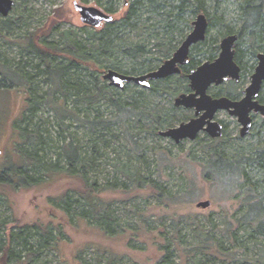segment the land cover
<instances>
[{
  "label": "rangeland",
  "instance_id": "obj_1",
  "mask_svg": "<svg viewBox=\"0 0 264 264\" xmlns=\"http://www.w3.org/2000/svg\"><path fill=\"white\" fill-rule=\"evenodd\" d=\"M76 1L105 11L109 6L108 0L101 3L98 0H16L7 16L0 14V176L4 175L0 179V222L4 233L23 228L27 233H34L37 228L55 226L58 239L33 264H83V261L90 264H157L163 254L157 240L163 239L171 241L174 264H264V234L254 228L255 223L247 221L237 228V244L240 247L235 254L195 253L193 248L199 242L200 232L208 231L213 237L221 239L225 223L241 218L245 193L249 192L253 200L264 202V197H261L264 194V166L248 159L257 155L256 147L260 149L264 145V130L259 134L256 128L253 133L242 137L237 117L227 110H219L216 117L226 124L222 137L213 138L207 131H201L197 138H186L177 143L171 137L162 136L160 131L188 122L195 115L194 108L175 104L179 94L191 90L189 78L180 74L172 75L168 80H154L150 88L134 82L126 83L124 88L113 86L116 98L120 97L124 102L138 99L134 109L127 113L112 105L107 97L100 101L98 107L85 111V104L79 107L73 97L64 98L56 94L58 105L55 106L67 111L63 116L58 115L56 107L46 101L54 94L55 86L47 79L46 72L36 73L33 63L40 62V59L28 51L30 38L33 36L36 46L44 48L46 44L61 42L65 38L63 32H66L90 48L100 39L91 33L105 29L108 23L103 22L98 27L83 23L74 6ZM132 1H113L115 11L111 14L115 23L125 19ZM242 1L220 0L217 10L214 0H206L207 15L221 14L223 22L211 26L206 39L192 47L190 56L197 60V66L210 56L219 55L218 47L227 28L241 29L245 22L240 5ZM258 1L255 0V3ZM158 12L145 11L141 19L138 17L137 21H133L136 24L134 27L120 29L123 31L114 37L112 43L108 34L107 38L104 36L108 40L102 41L109 49L105 47L107 51L104 49L105 53L101 54L99 61L105 66V72L114 69L122 73L143 74L157 69L174 54L192 31L197 14H186L182 28L172 34L156 28L157 22L165 18L162 11ZM4 20L9 21L10 29L3 28L1 23ZM252 37L242 35L238 48L241 62L249 72H245L236 84L230 81L229 84L212 85L209 88L211 95H242L250 82L251 65L256 64L252 47L257 44ZM260 39L264 44V34ZM137 43L145 44L148 53L136 59L127 57L124 47ZM58 62L56 60L52 65ZM67 63L63 61V64ZM47 65L42 62V70ZM7 66L18 71L19 79H15V73L7 70ZM23 69L29 75H35L31 78L22 76ZM2 73L9 78L11 85L4 81ZM82 75L84 80L89 78L85 71ZM234 84L237 88L230 91ZM34 107L37 109L32 114ZM73 112H76L75 117L69 115ZM85 114L91 117V121L97 120L100 115L106 123L101 125L93 121L97 131L90 130L83 123ZM31 120L40 123V128L49 130L51 138L46 152L52 159H58V146L63 144L60 138L62 132L67 140L74 138L84 152L88 151L86 155L95 159L88 177L90 184L95 181L100 189L109 186L102 192L98 190L95 196L110 204L114 218L113 222L110 220L111 227L117 228L114 234L101 231L90 222L89 217H71L57 207V202L67 191L74 190L75 194L79 193L78 190L84 191V182L78 176L43 173L42 181L32 186L15 188L7 184V167L17 161L20 148L28 146L24 144L21 128H34ZM260 124L264 121L259 119L257 125ZM94 139L97 140L96 147L92 142ZM221 150H225L235 164L241 161V168L246 173L241 180L236 176L212 177L217 175L208 170L209 161L212 154ZM62 166L65 167L64 160L60 162ZM134 180L140 181V188L126 191L123 183L134 188ZM152 180L172 193H185L184 198L172 200L168 205L162 204L159 199L161 191L159 187L151 186ZM190 190L194 193L191 197ZM206 199L211 200L209 207L197 206L200 200ZM258 209L256 203L252 204L248 215L258 212ZM260 221L263 223L264 218ZM175 227L180 231L181 242ZM137 228L139 232H136ZM223 241L229 248L231 242L228 239Z\"/></svg>",
  "mask_w": 264,
  "mask_h": 264
},
{
  "label": "trees",
  "instance_id": "obj_2",
  "mask_svg": "<svg viewBox=\"0 0 264 264\" xmlns=\"http://www.w3.org/2000/svg\"><path fill=\"white\" fill-rule=\"evenodd\" d=\"M101 1L102 0H98L99 3H101ZM113 1L114 0H108L109 6L106 7V10L110 13L115 11ZM214 2L216 4V9L218 10V8H220V0H214ZM240 5L245 22L237 32L240 33L241 40L242 35L254 37L257 46H253L252 50L255 52L256 49L264 46V44H261L262 41H260V38H262L264 34V0H259L256 3L255 0H244ZM205 6L206 0H133L126 12L125 19L121 23H115L114 20H112L107 23L105 29L95 30L91 33L92 36L100 37V39H98V41L90 48L84 45L83 42L76 37L68 36L66 32H63L65 38L61 42L50 43L52 45L46 44L44 48L36 46L32 36L27 47L28 51L37 57L39 56L40 59V62L36 64L33 63V67L37 68L36 73L46 72L48 75L47 79L52 81L55 86L54 94L50 96V98H46V101H48L50 106L53 104L52 107H56V111L60 116H63L65 114L64 112L67 111H63L64 109L61 107L55 106V104H57L56 99H58L56 94H61L64 98L73 97L76 103H79L77 104L78 106L85 104V111H88L89 108L92 109L96 106L98 107L100 101L106 97L109 99V102L112 105H115L120 111L123 110L127 113L129 110H133L135 102H137L138 99L134 102H124L122 101V98H116L112 92L113 86L110 83L108 84L103 76L104 74H102L105 73V66L100 63L99 59L101 54L105 53L107 48L109 49V46L104 43L108 40L106 39L107 36L109 35L108 38L110 39V43H112L115 39L114 37L118 36L120 32L123 31L120 29L129 26L134 27L136 25L134 20L137 21L138 17L141 19V17H143L142 14L145 11L150 13L152 11H159V14L163 12L165 18L157 22L158 26L156 28H162L166 33L173 34V32L182 28V24L186 20V14L206 13L207 10ZM207 16L209 18L210 27L223 22V20H221V14ZM148 19H150V16ZM1 24L3 28L10 29L9 21L4 20ZM121 25H123V27H121ZM221 27H224V24H221ZM234 32H236V30L232 28H227L225 31L226 34ZM105 35L106 38H104ZM148 51V47L143 43L134 44L129 46V48L126 46L123 49L124 54L131 59H136L141 55L144 56ZM237 54L238 60H241L242 56L239 50L237 51ZM209 59H214V56H210ZM56 60L60 63L58 62L57 65H52ZM63 61H67L68 63L63 64ZM42 62L48 64L45 70H42L41 68ZM196 67L197 60L191 56L190 61L183 67L180 75L187 77L191 70ZM7 70L15 73L14 76L16 80L19 79L20 76L17 77V70L12 69L10 66H7ZM83 71L89 76V80L83 79ZM33 75L35 74L29 75L27 71H24L22 76L31 78ZM3 76L6 79L4 81L11 85L12 82H10L9 78L4 74ZM168 78L169 77L164 79L168 80ZM20 85L23 84L20 83ZM35 107L31 110L32 114H34L37 109ZM76 110L79 112L81 111L79 108H76ZM69 115L75 117L76 112L70 113ZM83 118L85 120V122H83L85 127H88V129L90 128V130L92 129L93 131H97L95 126L96 123L101 125L106 123L100 115L96 118L97 120H93L96 121L95 124L92 123L93 121L90 120L91 117L88 114H85ZM31 122L34 124V128L29 129L27 126L21 128V134L25 139L24 144L28 146L20 148L18 159L17 161H14L16 163L11 161L12 165L7 167V184L15 188L32 186L42 181L41 176L43 173L45 175V173L51 174L56 172L57 174L69 175L71 177L78 176L84 182V191L78 190L79 193L76 192V194L74 193V190L67 191L62 196V199L57 202V207L71 217L75 216L76 218L79 217L83 219L89 217L92 220L90 222L101 231L106 234H114L113 232H115L117 228L111 227L114 218L111 215L110 204L106 200L95 196L98 190L102 192L108 189L109 186H103V188L100 189L97 182L94 181L90 184L91 180L88 177V173L90 172L91 166L95 163V159L88 157L86 155L88 151L84 152L74 138L67 140L68 138L63 132L60 134L63 144L58 146V159H52L46 152L51 138L49 130L42 127L40 128L41 125L38 122H33L32 120ZM93 138L94 137H92V139ZM92 142H94L95 147L98 145L96 139L92 140ZM95 147L93 149L97 152ZM248 159L257 164L259 162L256 156ZM61 160H64L65 167H60ZM240 164V160L235 164L232 157H230L225 150H221L216 151L211 155L208 170L217 175L212 176L213 178H223L224 176L227 178H235L236 176L241 180L246 173L243 171ZM3 177L4 175L0 176V179H3ZM134 181L136 182L134 188H130L128 183H123L126 191L137 190L140 188V181ZM151 186L153 188L159 187L161 191L159 199L162 204L165 203L168 205L172 200L184 198L183 195L185 193H172L169 189H165L164 186H159L158 182L155 180H152ZM192 195H194V193L190 190L189 197ZM251 196L252 195L249 192L243 195L245 201L243 207L244 213L240 219H237L236 221L230 219L225 223V227L221 233V239L213 237L208 231L199 233V242L193 247L195 253L204 251L219 256H227L228 253L232 252L235 254V251L239 250L240 247L237 244V228L238 226L241 227L244 221L252 224L255 223L254 228H257V231L264 234V222L262 223L260 221L264 218V202L262 200H253ZM261 197H264V194H262ZM255 203L259 207L258 212H255L250 216L248 215V210L252 204ZM86 205H89V207H86ZM78 208H80L79 211L74 212V210ZM110 220H112V222ZM235 222L238 224L237 226H235ZM175 228L178 234L177 237L179 236V241L181 242L180 231L178 230V227ZM137 231L138 228L136 229V232ZM0 232H3V234H0V264H33L38 262L46 248L51 246V244L55 243L58 239L55 226L53 225H48L41 229L37 228L34 233L31 231H28L27 233L26 228H23L19 231L10 230L5 234L3 224L0 222ZM223 239H228L229 242H231L229 248H226ZM157 245L163 254L156 263L174 264V250L171 247V241L167 239H165V241L164 239L162 241L157 240ZM83 264L90 263H88V261H83Z\"/></svg>",
  "mask_w": 264,
  "mask_h": 264
},
{
  "label": "water",
  "instance_id": "obj_3",
  "mask_svg": "<svg viewBox=\"0 0 264 264\" xmlns=\"http://www.w3.org/2000/svg\"><path fill=\"white\" fill-rule=\"evenodd\" d=\"M16 4V0H0V14L7 16ZM75 9L79 12L81 20L86 25L93 27L100 26L103 22H110L114 19L113 14L95 5H86L76 1ZM194 28L187 35L184 41L174 54L166 59L157 69L135 75L122 73L114 69H108L104 78L112 86L124 88L126 83L134 82L144 88H149L151 82L164 79L170 75L179 74L182 66L189 60L190 48L193 44L205 39L208 29V17L205 13H199L193 22ZM238 35L232 34L223 38L221 42L220 56L214 61H207L189 74L190 93H181L175 99V104L196 109V117L188 122H182L179 126L171 127L160 131L165 137H171L179 143L183 139H195L201 130L207 131L212 137L223 135V125L214 119L215 113L220 109H227L231 114L238 115L239 121L243 124L242 134L245 135L251 125V110L261 111L264 114V105L255 98L258 96L262 81L264 79V55L260 54V62L252 75L251 84L246 88V95L240 100H232L227 96L213 97L208 93L211 85L222 84L227 78H240V66L234 60L235 50L233 49ZM211 200H200L198 207L207 208Z\"/></svg>",
  "mask_w": 264,
  "mask_h": 264
},
{
  "label": "flooded vegetation",
  "instance_id": "obj_4",
  "mask_svg": "<svg viewBox=\"0 0 264 264\" xmlns=\"http://www.w3.org/2000/svg\"><path fill=\"white\" fill-rule=\"evenodd\" d=\"M201 13H204V12H201ZM199 14V13H198ZM197 14V15H198ZM206 14V13H205ZM207 15V14H206ZM197 17V16H196ZM208 17V16H207ZM196 19V18H195ZM194 22V21H193ZM193 28H194V25H193ZM209 28H210V24H209V18H208V29H207V33H206V37H207V34H208V30H209ZM193 30V29H192ZM191 32V31H190ZM232 34H237L238 35V38H237V40L235 41V44H234V47H233V49L235 50V53H234V60L237 62V64L240 66V78L239 79H234V78H227V80H225L224 82H228V84H229V82L230 81H234L235 82V84L237 83L236 81H240V80H242V78H243V76H244V73L245 72H249L248 71V69L246 70V67H245V65L241 62V60H238V54H237V51L239 50L238 48H239V42L241 41V39H240V33H238L237 31L236 32H234V33H229V34H226L224 37H226V36H228V35H232ZM187 37V36H186ZM185 37V38H186ZM206 37H205V39H206ZM223 37V38H224ZM223 38H222V40H223ZM205 39H203V40H201V41H199L198 43H195V44H193L192 46H191V48H190V52H191V49H192V47L194 46V45H197V44H199V43H201V42H203ZM222 40H221V42H222ZM184 41V40H183ZM182 41V42H183ZM219 48H220V52H221V43H220V45H219ZM258 48V47H257ZM178 49V48H177ZM253 54L254 55H256V57H255V60H256V64H254V65H251V67L253 66V68H252V70H251V74H250V82H249V84L244 88V90H243V93H242V95L241 96H239V97H236V96H228V95H221V96H218V95H212L213 97H222V96H227V97H229L230 99H232V100H240V99H242L245 95H246V92H245V90H246V88L251 84V81H252V75H253V73L255 72V70H256V67L258 66V64H259V62H260V57H259V55L260 54H263L264 55V46L263 47H259L258 49H256V51L255 52H253ZM220 56V53H219V55L218 56H216V57H214V59H208L207 61H214L216 58H218ZM190 53H189V60H188V62L190 61ZM207 61H205V62H207ZM188 62L186 63V64H188ZM205 62H202L201 64H203V63H205ZM185 64V65H186ZM201 64H199L196 68H194V69H192L191 70V72L193 71V70H195V69H197ZM185 65H183L182 66V70H183V67L185 66ZM249 69H251V68H249ZM182 70H181V72H182ZM181 72L179 73V74H181ZM190 72V73H191ZM189 73V74H190ZM189 74H188V78H189ZM175 75V74H174ZM170 76H172V75H170ZM170 76H168V77H170ZM167 78V77H166ZM189 80H190V78H189ZM223 82V83H224ZM222 83V84H223ZM234 84V88H231L230 89V91H233V90H235L236 88H237V86ZM213 85H216V84H213ZM221 85V84H220ZM212 86V85H211ZM210 86V87H211ZM209 87V88H210ZM191 92V90L189 91V92H185V93H190ZM208 93H209V89H208ZM210 94V93H209ZM256 100H258L259 101V103L260 104H262V105H264V79H263V81H262V85H261V88H260V91H259V94H258V96L255 98ZM189 108V107H188ZM192 108H194V107H192ZM195 109V108H194ZM220 110H227V109H220ZM219 111V110H218ZM218 111L215 113V117H214V119H216V120H218V121H220L221 123H222V125H223V135H224V132H225V127H226V124H225V122L223 121V120H221V119H218L217 117H216V114L218 113ZM229 113H230V111L229 110H227ZM231 114V113H230ZM231 115H233V116H236L237 117V119H238V121H239V116L238 115H234V114H231ZM197 116V114H196V109H195V115H194V117H196ZM250 117H251V125H250V128H249V131L245 134V135H243L242 134V128H243V124L240 122V124H241V129H240V136H242V137H244V136H247V135H249V134H251V133H253V131L254 130H256V128H258V130H256V131H258L259 132V134H262V132H263V130H264V124H260L259 126L257 125V124H259V119L261 120V121H264V114H263V112H261V111H256V110H251V112H250ZM193 118V117H192ZM191 118V119H192ZM190 119V120H191ZM189 120V121H190ZM201 131H205V130H201ZM201 131H199L198 132V134H197V136L199 135V133L201 132ZM222 135V136H223ZM211 136V135H210ZM221 136V137H222ZM197 138V137H196ZM214 138V137H213ZM215 138H219V137H215ZM256 151H257V155H256V157H257V159L259 160V162H258V164L259 165H261V166H264V145L263 146H261V148L259 149V148H257L256 147Z\"/></svg>",
  "mask_w": 264,
  "mask_h": 264
}]
</instances>
